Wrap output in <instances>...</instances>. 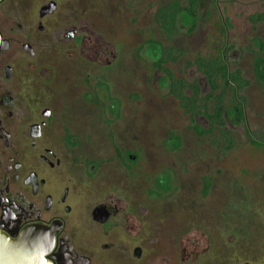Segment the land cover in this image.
<instances>
[{
  "label": "rangeland",
  "instance_id": "1",
  "mask_svg": "<svg viewBox=\"0 0 264 264\" xmlns=\"http://www.w3.org/2000/svg\"><path fill=\"white\" fill-rule=\"evenodd\" d=\"M163 1L60 0V15L54 17L52 31L76 27L83 41L59 43L51 31L34 58L20 48L18 59L53 62L50 67L56 77L50 87L71 109L67 118L74 117L69 126L82 139L80 152L101 163L91 184L99 190L115 188L116 196L134 206L147 202V191L154 193L160 184L162 191L149 203L153 218L162 230L174 224L209 238V256L215 258L222 235L233 234L249 218L258 224L263 221L264 146L250 143L249 134L264 129V89L253 73L256 58H264V24L254 28L249 17L264 12V0H200L194 30L179 22L180 35L174 45L186 50L185 58L165 65L177 79L197 80L203 94L209 91L204 77L188 65L197 58L219 62L226 57L231 69H240L251 82L243 93V120L237 124L235 118L227 119L237 142L227 155L219 154L192 130L190 117L170 94V82L157 68L156 56L147 45L163 42L154 22L156 8ZM7 4L18 7L22 0H7ZM32 8L19 11L24 27L31 23ZM86 75L87 82L83 80ZM97 82L104 86H96ZM95 87L98 91L93 96ZM84 94L90 95V104ZM110 98L119 104L114 111H105L102 105L109 104ZM227 104L237 105L233 92ZM196 124L203 129L207 126L199 116ZM172 136L181 140L180 149H175ZM206 177L211 187L204 196ZM259 229L264 232V222ZM160 257L161 253L149 249L144 262Z\"/></svg>",
  "mask_w": 264,
  "mask_h": 264
},
{
  "label": "flooded vegetation",
  "instance_id": "2",
  "mask_svg": "<svg viewBox=\"0 0 264 264\" xmlns=\"http://www.w3.org/2000/svg\"><path fill=\"white\" fill-rule=\"evenodd\" d=\"M59 2L22 0L10 8L0 0V231L17 239L29 228L44 229L52 240L45 256L50 264H134L144 262L149 249L163 257L151 264H264V232L259 229L264 215L260 224L249 218L233 234L222 235L220 252L212 258L209 238L174 224L162 230L153 218L149 203L162 191L160 184L137 206L121 200L111 186L99 190L91 184L101 163L80 152L82 139L69 126L74 117L67 118L71 109L50 87L56 77L53 62L18 59L20 48L31 58L43 48ZM31 7V23L24 27L19 11ZM78 30L64 27L52 35L59 43H80ZM93 91L97 95L98 88ZM83 96L90 104V95ZM111 99L103 110L119 104ZM116 155L128 168L122 154Z\"/></svg>",
  "mask_w": 264,
  "mask_h": 264
},
{
  "label": "trees",
  "instance_id": "3",
  "mask_svg": "<svg viewBox=\"0 0 264 264\" xmlns=\"http://www.w3.org/2000/svg\"><path fill=\"white\" fill-rule=\"evenodd\" d=\"M199 7L200 0H164L156 8L154 14V22L163 42L150 41L147 45L156 56L157 68L165 73L170 82V94L180 103L184 114L190 117L192 130L198 137L206 139L219 154L227 155L237 145L235 137L227 128V119L235 118L234 122L237 124L243 120V108L246 103L243 93L251 85V82L245 78L240 69H231L226 57L219 62L197 58L188 63L189 67L195 68L197 73L204 77L209 89L206 94L202 93L197 80L177 79L165 67L167 64L179 63L185 58L186 50L174 45L180 35L179 22L191 25V31H193L199 17ZM249 22L254 28L264 24V12L251 15ZM256 42L262 47L258 39ZM253 73L254 80L264 89V58H256ZM100 86L104 85L100 83ZM229 92H233L235 95L237 105L233 107H229L227 104ZM111 103L117 102L111 99ZM198 116L206 120L205 129L196 124ZM171 139L175 149H180L181 140L174 136ZM249 141L264 146V129L259 133H250ZM203 182V195L207 196L211 187L210 178H204Z\"/></svg>",
  "mask_w": 264,
  "mask_h": 264
},
{
  "label": "water",
  "instance_id": "4",
  "mask_svg": "<svg viewBox=\"0 0 264 264\" xmlns=\"http://www.w3.org/2000/svg\"><path fill=\"white\" fill-rule=\"evenodd\" d=\"M12 236L0 231V264H50L45 256L52 240L44 229L29 228L17 239Z\"/></svg>",
  "mask_w": 264,
  "mask_h": 264
}]
</instances>
